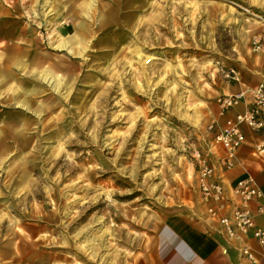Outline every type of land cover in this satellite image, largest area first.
<instances>
[{"label":"rangeland","instance_id":"obj_1","mask_svg":"<svg viewBox=\"0 0 264 264\" xmlns=\"http://www.w3.org/2000/svg\"><path fill=\"white\" fill-rule=\"evenodd\" d=\"M35 1L22 51L65 73L24 56L0 108V264H132L170 215L200 217L194 154L226 71L261 63L264 0H97L92 37ZM58 35L80 42L50 56Z\"/></svg>","mask_w":264,"mask_h":264},{"label":"crops","instance_id":"obj_2","mask_svg":"<svg viewBox=\"0 0 264 264\" xmlns=\"http://www.w3.org/2000/svg\"><path fill=\"white\" fill-rule=\"evenodd\" d=\"M96 1H50L52 4L57 2L58 5V11H52L51 14L58 19L70 21L59 24V35L69 34L74 30L77 23H81L87 29V37L94 36L92 27L85 21L92 18L90 13L93 11L92 5ZM34 2L36 3L35 0H0V108L16 106L11 99H8L14 91L27 92L23 85L25 81L20 80L19 68L22 65L26 66L30 72L32 70H29L26 63L21 61L24 56L36 70L40 68L57 74L65 73L57 69L58 65L52 59H48L51 62L46 65V61L35 59L31 51H22L27 50L25 47H40L36 42L34 27L30 22L34 19L33 10L30 6ZM47 14L49 15L50 12ZM30 31L33 33L32 38L25 39ZM57 42V44L52 42L51 46H47L58 47L57 50L46 49L49 55L52 52L64 50V47H69V50L72 51V43L78 45L80 41L75 38L64 40L60 37ZM29 54L32 55V58H28ZM260 57L261 63L259 61L254 62L251 69L246 70L240 67L237 71L239 81L226 82L221 95L243 93L245 102L251 100L252 90L264 82V48ZM24 104V102H19L18 106L23 107ZM244 107L245 105L241 104L234 112H241ZM244 133L247 142L237 151L234 168L226 173L224 184L228 188L236 181L246 176H252L264 194V157L256 158L252 155V146L256 138L246 129H244ZM214 152L218 153L219 151L214 150ZM254 221L256 226L264 229V214H256ZM243 245L255 250L258 264H264V255L260 253L261 250L250 236L242 241L229 242L220 232L219 226L206 219L203 209L199 218L191 211L186 210L174 213L162 222L155 230L150 246L132 264H251L247 259L241 257L238 251L239 247Z\"/></svg>","mask_w":264,"mask_h":264},{"label":"built area","instance_id":"obj_3","mask_svg":"<svg viewBox=\"0 0 264 264\" xmlns=\"http://www.w3.org/2000/svg\"><path fill=\"white\" fill-rule=\"evenodd\" d=\"M252 44L254 52H258L264 48V38H254ZM225 78L238 82L239 74L231 68L226 71ZM215 103L217 119L208 127L213 131L210 147L205 155L194 154L199 200L206 219L217 224L229 242L250 236L264 255V229L256 226L254 221L256 214H264L262 190L252 176H246L228 188L224 184L226 173L234 168L237 151L247 142L244 129L256 138L252 155L264 157V82L252 90L248 102L243 93H238L219 95ZM241 104L245 105L244 110L234 112ZM238 251L251 264H258L255 250L243 245Z\"/></svg>","mask_w":264,"mask_h":264}]
</instances>
